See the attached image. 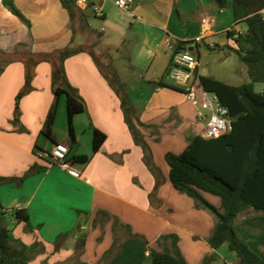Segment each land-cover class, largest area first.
I'll list each match as a JSON object with an SVG mask.
<instances>
[{
    "label": "crops",
    "instance_id": "obj_1",
    "mask_svg": "<svg viewBox=\"0 0 264 264\" xmlns=\"http://www.w3.org/2000/svg\"><path fill=\"white\" fill-rule=\"evenodd\" d=\"M113 1L97 0L96 7L104 12L101 18L94 7H75L77 15L72 20L60 0H0V54H51L70 48L79 37L86 41L87 13L91 11L102 20L103 31L96 32L101 36L99 46L131 100L135 124L152 150L154 163L161 172V184L157 186L156 177L144 162L142 147L134 141L115 87L85 49L64 63L69 83L87 106V112L74 119L77 145L72 147L69 134L68 143L58 138L52 127L45 132L51 135L48 140L52 150L59 142L70 147L69 162L79 177L41 157L49 152V145L41 146L40 138L47 124L45 116L23 118L27 133H17L7 124H0V178L22 179L35 165L47 168L20 185L16 180L0 184V201L7 210L25 209L30 214L31 228L22 223L24 232L33 236L29 241L22 239L29 248V264H153L149 248L162 251L157 240L164 235L178 236L180 252L188 264H202L214 253L219 257L218 250H212L208 244L216 218L198 209L193 199L173 187L165 157L167 153L182 154L189 137H204L207 123L197 118V108L184 92L168 88L172 85L168 73L177 44L198 42L200 56L191 53L199 59V77H211L237 87L218 77L235 76L238 63L234 58L239 56L233 49L248 47L244 38L247 25L235 20L232 0L224 11L215 0H134L128 13L118 9ZM10 4L29 24L13 14ZM209 17L216 22L204 27L202 20ZM230 31L235 33L233 38ZM121 54L124 60L118 62ZM15 62L7 65L0 77V90L3 86L5 90L11 87L13 77L6 78L13 74L18 82L13 85L22 83L26 67L18 60ZM240 64L241 73H248L241 60ZM44 68L50 81L51 68ZM37 80L28 98L33 96L42 104L51 100V84L40 89ZM93 128L107 136L94 155ZM84 136L86 152H81ZM77 147L78 152H74ZM81 155L92 158L88 164L73 161ZM202 194L221 208L219 197ZM262 215L250 210L241 215L242 223ZM236 229L251 249L264 258V228L248 226L242 232L236 225ZM86 231L89 234L85 235L82 250L80 239ZM110 251L114 253L105 262Z\"/></svg>",
    "mask_w": 264,
    "mask_h": 264
},
{
    "label": "trees",
    "instance_id": "obj_2",
    "mask_svg": "<svg viewBox=\"0 0 264 264\" xmlns=\"http://www.w3.org/2000/svg\"><path fill=\"white\" fill-rule=\"evenodd\" d=\"M60 1L74 20L77 15L74 10L76 6L71 0ZM215 1L221 11L230 6V0ZM9 7L13 14L28 23L12 4ZM232 10L235 20L243 21L247 25L244 38L248 47L246 49L239 47L233 51L246 65L250 83L234 87L211 77H199L204 90L217 95L221 104L229 110L232 129L228 134L217 139L191 136L188 138V147L182 154L167 153L165 159L170 168V181L173 187L179 193L193 199L198 209L206 210L216 218V226L208 239L212 250H218L227 245L235 254L238 264H264V258L251 249L236 229L238 218L246 212L252 210L264 214V93H256L254 87L257 83H264V15L262 14L264 0H232ZM234 34V31L229 32L232 38ZM192 44L196 46L186 48ZM200 49L201 45L198 42L178 43L175 52L190 51L200 56ZM84 51L85 48L60 50L58 60L53 62V91L57 102L62 96L66 97L68 134L72 147L77 145L74 119L86 113L87 106L78 90L69 83L64 63L68 58ZM93 57L96 64L101 67L96 57ZM108 78L120 97L134 141L142 147L144 162L156 177L157 186H159L161 172L154 163L150 146L135 124L136 113L131 100L121 87L118 88L115 85L114 78L109 76ZM29 79H31L30 76L26 81V89L21 95L31 91ZM168 88L183 92L174 85ZM17 121H19L18 118ZM53 122L54 113L52 112L47 122L49 132ZM92 130V154L94 155L101 150L107 136L96 128ZM45 135L51 138L50 133ZM91 158V156L81 155L76 156L73 161L88 164ZM46 170L47 168L35 165L24 178L17 180L0 178V184L16 180L20 185L29 176L44 173ZM203 192L219 197L221 208L207 201ZM22 223L31 228L29 212L25 209L7 210L0 201V264L30 263L29 248L15 239L13 234L12 227ZM178 244L177 235L161 236L157 240V245L162 248V251L149 248L153 264H188ZM80 247L82 250L85 247V236L80 239ZM110 254L111 251L104 259L105 262L110 261ZM217 258L214 253L206 257L203 264H212Z\"/></svg>",
    "mask_w": 264,
    "mask_h": 264
},
{
    "label": "rangeland",
    "instance_id": "obj_3",
    "mask_svg": "<svg viewBox=\"0 0 264 264\" xmlns=\"http://www.w3.org/2000/svg\"><path fill=\"white\" fill-rule=\"evenodd\" d=\"M88 18L86 21V27L88 28L89 33H85V39L86 41H81L79 38H77L76 42L74 45L70 47V49H75V48H85L90 52V55L93 57L95 56L96 59L99 61L101 68L104 70V72L107 73V75L110 78L115 79V85L120 88V85L118 83L117 75L114 73L113 70H111L108 67V61L107 58L104 56L105 51H103V47L99 46L100 41L98 40L99 35L96 34V32H102V27H101V22L102 20L95 18L93 13L91 11H88ZM83 31V30H81ZM107 38H104V42H107ZM69 48V47H68ZM111 54H115L114 52ZM30 55V56H29ZM29 55H22V54H15L11 56H2L0 54V77L3 76L4 70L7 65H10L11 63L16 64V60L20 61L23 63V65L26 67L24 76H23V81L19 85H16L17 82V76L13 74L12 76H8L6 79H12L13 81L11 82V87L4 89V86L0 90V124H7L9 127H11V130L17 133H27L28 130L22 123V119L27 118L31 119L34 116L38 115L39 116H45L48 122L50 114L53 112L54 113V122L52 125L53 128V133L60 139H62L64 142L68 143L67 135H68V120H67V108H66V97L62 96L59 101L57 102L56 97L54 95L53 91V83H52V72H53V62L57 61L58 59V51L55 53L51 54H44V55H38V54H29ZM229 55L227 56V58ZM94 58V57H93ZM226 58V59H227ZM235 61L237 64L236 66V74L233 78H225L223 76H219L218 78H221L224 82H228L230 84H234L237 86H241L242 84H247L250 83V78L248 76V73H241L240 69V60L238 57L235 56ZM122 54L120 58L117 59L118 62L123 61ZM46 65L47 67L51 68V80L46 79ZM41 65L40 70H37V66ZM246 67V66H245ZM246 69V68H244ZM37 71L39 74V78L37 80ZM30 76L31 79V91L21 95L23 91L26 89V81H28V77ZM16 78V81H15ZM39 82V88L41 87L42 89H45L46 84H51L50 85V96L51 100L46 99L42 104H39L38 101L35 98L29 97L34 89H35V81ZM13 83H16L13 85ZM15 86V87H14ZM48 87V86H47ZM255 92L256 93H264V83H257L255 84ZM40 88V89H41ZM125 92V91H124ZM19 95H21L20 100H18ZM44 96H46L44 94ZM49 96V97H50ZM35 97V96H34ZM50 99V98H49ZM17 102L19 103V108L17 109ZM45 114V115H44ZM31 117V118H30ZM37 117V118H38ZM17 118L19 121H17ZM47 124H45L42 133H40V138H41V146H47L49 145V152H46L47 154H50L52 152V143L51 141L48 140L47 136L45 135V132L48 131ZM25 129V130H24ZM84 139L82 140V151L81 152H86V142H85V136L83 137ZM88 144H87V150H88ZM41 149H37L38 152H40ZM78 147L74 150V152H78ZM89 152V151H87ZM83 154V153H82ZM240 226V230L243 232V229L247 231L248 226H258V228L261 226L264 228V214L262 216H257L256 218H250L248 219L244 225L242 223V218L241 216L238 218L237 221V226ZM13 234L15 239L19 240L22 242V239L29 241L28 239L32 238V235H29L25 233V226L22 224L20 226H13ZM88 231L82 233V236L88 235ZM246 237L250 238L247 233ZM73 235V234H72ZM218 254L219 257L217 260L212 263V264H235L237 263L236 256L233 252H231L228 248L227 245L222 246L221 248L218 249ZM114 253V251H111V254ZM60 259V258H59ZM203 264V263H202Z\"/></svg>",
    "mask_w": 264,
    "mask_h": 264
},
{
    "label": "built area",
    "instance_id": "obj_4",
    "mask_svg": "<svg viewBox=\"0 0 264 264\" xmlns=\"http://www.w3.org/2000/svg\"><path fill=\"white\" fill-rule=\"evenodd\" d=\"M71 1L78 9L94 7L97 17L101 18L104 16L103 10L96 7L97 0ZM113 3L118 9L128 13L134 4V0H114ZM215 22L216 20L213 17L204 18L202 25L209 27ZM198 67L199 59L191 52H174L168 73V80L172 85L183 90L187 100L197 108V118L207 123L204 138L217 139L228 134L232 129L229 110L221 104L217 95L204 90L197 73ZM69 153L70 147L59 142L50 154L44 152L41 157L48 160L52 165H56L60 169L68 171L73 176L79 177V173L71 167L68 158Z\"/></svg>",
    "mask_w": 264,
    "mask_h": 264
}]
</instances>
